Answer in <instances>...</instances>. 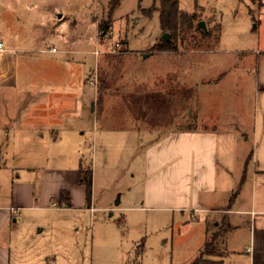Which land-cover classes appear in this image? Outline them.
<instances>
[{"label": "rangeland", "instance_id": "obj_1", "mask_svg": "<svg viewBox=\"0 0 264 264\" xmlns=\"http://www.w3.org/2000/svg\"><path fill=\"white\" fill-rule=\"evenodd\" d=\"M110 1L20 0L19 16L27 20L31 15L34 37L48 38L43 48L54 46L58 53L52 57L66 66L76 64L72 81L67 74V79L60 75L53 79L54 84L58 89H68L80 82L86 106L80 118L68 119L72 125L56 127L58 135L48 134L45 141L36 142L33 137L23 141L25 136L16 137L13 132L9 156L4 155L0 142V156L4 152V164L14 170L9 175L3 171L1 177L4 181L17 174L24 178L28 168L79 169L83 161L93 172L94 211L80 209L75 196V208L66 209L56 202L48 209L23 212L17 218L18 248L12 249L13 260L20 259L17 249H27L33 253L35 264H193L199 258L208 261L202 264H239L231 252L249 243L250 219L229 215L226 210L248 206L249 194L241 195L242 180L259 173L264 183V92L257 90L255 61L242 60L246 53L264 52V7L251 0H180V9L199 13L207 29L220 26L221 36L219 42L206 41L209 44L202 50L171 53L164 50L165 32L159 12L152 10L159 6L158 1L121 0L112 12ZM26 2L32 5L30 9ZM61 16L60 26L53 27L52 19ZM109 17L112 31L101 38L99 22ZM110 55L127 60L114 62L116 58L112 60ZM144 55L151 64V92L158 90L167 74L169 79L177 77L180 95L168 101L178 104L173 126L170 110H149V115L145 114V100L133 87L148 81L143 68H134L128 58L137 57L139 63ZM110 75L115 76L117 88L123 90H118L119 96L100 98L98 92L105 88ZM104 99L105 108L94 116V104ZM95 123L112 129H104L103 137L94 142ZM203 124L207 128L216 126L218 132L223 131L220 128L229 129L224 136L220 132V140L211 144L218 150L217 161L227 162L228 167H220L214 179L218 176L226 185H186L187 174L193 172L191 183H198L197 161L201 159L188 164L187 144L180 141L178 185L171 189L165 173L174 168L166 165V157L161 163L158 156L155 159L156 153L167 150L165 145L158 146L160 126L165 132L176 127L203 128ZM16 128L11 122L5 134L9 136ZM136 147L138 154L134 153ZM209 147L207 143L201 149ZM160 170L162 182L154 185ZM205 186L209 189L203 190ZM257 192L264 198V185L258 186ZM163 206L177 209L167 212L160 209ZM213 207L223 210V214L212 213ZM195 209L203 210L197 211V218L192 216ZM215 234L221 238L212 248L215 253H211L205 244L215 243Z\"/></svg>", "mask_w": 264, "mask_h": 264}, {"label": "crops", "instance_id": "obj_2", "mask_svg": "<svg viewBox=\"0 0 264 264\" xmlns=\"http://www.w3.org/2000/svg\"><path fill=\"white\" fill-rule=\"evenodd\" d=\"M20 3V0H0V45L3 47L0 51V142L5 151V154L1 152L0 156V264H35L33 262V253L27 249L21 251L17 249L20 259L16 261L13 260L12 249L16 250L15 248H18L17 245H15V239H18L17 218L22 217L23 212L34 208L48 209L52 205H55L56 202L60 203V207L61 203H63L66 209L75 208V196L79 199L77 206L80 207V209H84L88 212L94 211L92 206L93 197L88 203L86 198V187L79 181V169H44L43 171L37 170V172L35 168H28L29 171L24 172L26 176L24 178L17 173L13 178L7 177L5 181L1 177L3 171H7L8 175L9 172L12 174L14 173V170L10 171L3 162L4 155L9 156L7 149L9 143L14 139L10 138L13 132L16 137L25 136V138H22L23 141H29L30 137H33V140L36 142L37 140L45 141L48 134L52 133L53 135H58L56 127H65L66 123H68V126L72 125V120L68 119L71 118L75 120L76 118H80L86 106L84 98L86 94L83 95L82 91L84 90L80 82L79 85H75V87L70 86L68 89H58L56 84H54L53 79H58L60 75L67 79L65 76L67 74L72 81L73 75L76 74L77 70L76 64L73 65L70 63L66 66V63H63L60 59L52 57V54L58 53L56 48L57 52L51 51L54 46H52L51 49L43 48L42 45L47 43L48 38L42 36L36 39L34 37L33 32L30 30L32 29L30 23L33 21L31 15H28L27 20H23L19 16L18 9ZM26 4L28 9L32 7L28 2H26ZM61 18L62 16L58 19L57 17L53 18L52 26L55 28L59 27ZM22 26L25 27L22 28ZM51 45L52 44H49L48 46L51 47ZM36 54L39 56L37 59L35 58ZM110 57L112 60L116 58L114 55H110ZM128 59L134 62V68H143L144 78L148 81L147 84L142 82L139 86H133L139 90L145 100L147 107L144 109L145 114L149 115V110H154L155 112H163V110L167 112L170 110L171 125L173 126L172 119L177 117L178 112V104L176 102L169 103L167 101V96L162 95L160 101L155 104L153 109H150L149 105H151V102L146 100L152 88L151 75L149 76L151 64L149 63L148 56L144 55L139 63L137 62V57ZM117 60L122 61L127 59L119 60L116 58L114 62ZM242 60L246 62L249 60L255 61L254 66L257 70V90L264 92V52L252 51V54L246 53L243 55ZM102 71L104 70H101V72ZM113 75L107 78L108 83L105 84L104 89L98 92L100 89L97 88L100 98L108 97L110 94L119 96L118 90H123L117 88L115 85V76ZM227 76L226 74L225 77ZM167 78L168 74L165 79ZM141 79L145 80L142 77ZM162 87L163 85L159 84L158 88L163 89ZM120 93L122 94V92ZM105 100L107 99L102 100L100 103L97 101L94 104V116H99L101 111L105 108ZM147 115H144V117ZM189 115L191 116V111H189ZM65 119L68 121L64 122ZM11 122H14L18 128L12 129L8 136V134H5V131L9 130ZM235 125L236 123L231 126ZM104 129L108 130L112 128L103 126L101 123H95L93 130L94 142L103 137L106 133ZM131 129L134 128L131 127ZM220 129L223 130L220 131L223 136L225 131H229L226 127ZM218 130L219 128L217 129L216 126L207 128L205 124H203V128H187V131L181 132L179 128L176 127L175 129L165 131L167 132V137L163 142L165 132L160 126V134L157 138L160 143L158 146L162 147V145H165L167 150L164 152L160 150L158 154H155V159L158 156V161H160L158 163H161V159L166 157V165L170 166V168H174L173 171H170L167 175L165 173L167 183L171 185V189L173 185H178L179 175L176 164H178L179 150L177 147H179L178 143L180 141L187 144L188 151L186 154L189 159L188 164L192 163L194 165L196 158L201 159L197 161L200 176L198 179L196 177L198 183H191L193 172L187 174L186 185H226L218 176L214 179L213 175L218 172L220 167L224 169L228 168L227 162L217 161L218 150L216 146H211L212 143L215 144L220 140L221 134ZM118 133V135L123 134V132ZM126 134L125 141H127L129 135L128 133ZM55 138L57 139L58 136ZM70 139L73 138L70 137ZM16 141L18 140L16 139ZM75 141L79 142L78 140ZM168 143L171 144V147H168ZM207 143L210 144L209 149L202 150V146H205ZM134 153H139V147L135 148ZM202 155H204L203 159L199 158ZM146 157L147 154H145V160ZM82 158L84 159L85 156L83 155ZM155 163H157V161H155ZM81 164L84 167L89 166L88 163H84L83 161L80 163V166ZM217 164L218 166L216 168ZM3 166L6 167L4 170ZM33 169L35 170L33 171ZM162 171L163 170H160L159 173L160 178ZM261 173L264 174V171H261ZM210 175L212 177L208 178ZM260 177L259 173H257L241 182V195L243 196V194L246 193L249 194L248 199H246V205L248 206L236 211L226 210L229 215L235 214L242 216V219H244V217L250 219L249 243L244 247L233 248L234 250L231 252L233 258L236 257L238 259L239 264H264V198L259 196L257 192L258 186L264 185V183H261L262 180ZM160 178L156 180L154 185H159L162 182V178ZM209 181L212 183L208 184L207 182ZM2 183L5 185H1ZM202 189L208 190L209 186H205ZM62 193H68L70 199L61 202ZM67 202L70 203L69 206ZM215 202H217V200ZM242 203H244V199ZM36 204H39V206H36ZM160 209L170 212L177 208L163 206L160 207ZM208 209H206V211H209ZM197 211L202 212L203 210L195 209L192 215L193 217L195 216L194 218H197ZM212 211V213L217 215L223 214V210H218L217 207ZM216 227H219V224H216ZM232 232L233 231H231V233ZM12 246H14V248H12Z\"/></svg>", "mask_w": 264, "mask_h": 264}, {"label": "trees", "instance_id": "obj_3", "mask_svg": "<svg viewBox=\"0 0 264 264\" xmlns=\"http://www.w3.org/2000/svg\"><path fill=\"white\" fill-rule=\"evenodd\" d=\"M121 0H111V12L118 7ZM159 2V6L153 7L152 10H157L159 12V20L161 29L170 35V41L165 43L164 50L171 53H176L180 49L185 51L190 50H202L206 48L209 44L206 41H210L211 39H215L217 42L220 40L221 36V27L217 26L216 28H208L206 31L198 27V23L201 22L200 14L197 12L188 13L180 9L179 0H156ZM253 3H260V8L264 7V3L262 0H251ZM141 8V7H140ZM251 14L252 11H250ZM257 27V26H256ZM113 21L111 17L106 20H101L99 22V34L101 38L107 36L108 33L112 31ZM180 46V48H179ZM204 47V48H203ZM154 49H159L158 46H155ZM177 78L173 76L171 79L169 77L160 81V85H163V89L158 88L155 92H151L148 96V100L151 102V105L158 103L163 96H167V101L170 99H177L180 95L179 88L176 87ZM166 82V83H165ZM166 86V87H165ZM153 109V108H152ZM189 129V128H188ZM196 129V127H195ZM179 131H187L186 128L179 129ZM79 181L81 184L86 187V198L88 203L92 198V188H93V172L89 168L87 169L82 164L79 168ZM70 195L68 193H62L61 202L64 200H69ZM69 206L70 203L67 202ZM221 238L218 234H215L213 240L215 243L205 244L206 251H210L211 253H215L212 248H215L216 242ZM203 257V256H202ZM208 262L204 258L197 259L193 264H202Z\"/></svg>", "mask_w": 264, "mask_h": 264}, {"label": "water", "instance_id": "obj_4", "mask_svg": "<svg viewBox=\"0 0 264 264\" xmlns=\"http://www.w3.org/2000/svg\"><path fill=\"white\" fill-rule=\"evenodd\" d=\"M198 27L203 29V30H206V23L204 21H201L198 23ZM163 40L166 41V42H169L171 39H170V35L168 33H165L164 36H163Z\"/></svg>", "mask_w": 264, "mask_h": 264}, {"label": "built area", "instance_id": "obj_5", "mask_svg": "<svg viewBox=\"0 0 264 264\" xmlns=\"http://www.w3.org/2000/svg\"><path fill=\"white\" fill-rule=\"evenodd\" d=\"M3 49L2 45H0V51ZM52 52H56L57 50L55 48L51 49Z\"/></svg>", "mask_w": 264, "mask_h": 264}]
</instances>
